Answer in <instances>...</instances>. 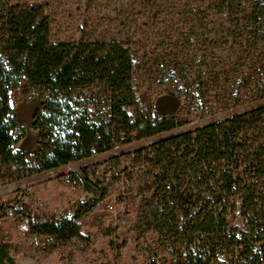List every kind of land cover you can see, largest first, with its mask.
<instances>
[{
  "label": "trees",
  "instance_id": "16d2710c",
  "mask_svg": "<svg viewBox=\"0 0 264 264\" xmlns=\"http://www.w3.org/2000/svg\"><path fill=\"white\" fill-rule=\"evenodd\" d=\"M105 1L123 5V12L114 14L113 19L108 15L106 22L83 16L77 36L54 39L46 2L0 0V186L145 140L181 124L152 115L153 100L149 99L167 90L138 83L141 44L150 47L153 62L167 61L164 75L169 79L168 89L176 96L179 91L190 92L191 73L207 74L211 83L238 75L243 47L259 57L258 65L264 62V0ZM256 70L259 72L253 68ZM22 82L36 89L42 100L32 115L38 138L33 153L14 147L22 132L16 134L18 124L10 96ZM173 82L175 88H170ZM256 92L264 95V86ZM145 104L147 108H143ZM263 114L264 106L257 107L204 129L211 131L218 126L224 132L223 144L237 130H243L252 138L249 147L264 155V146L256 140L264 136ZM188 134L181 136L192 138ZM179 137L153 143L152 160L144 157L146 148L122 152L92 166L91 179L85 168L70 174L69 181L75 188L81 184L88 190L93 188L103 199L121 191V175L127 174L131 194L121 196L119 203L132 198L138 202V233L152 230L169 264H206L204 259L192 258L186 249L191 227L179 224L171 199L157 201L156 192L150 198L143 195L152 188L157 190L164 177L194 165L170 155ZM128 161L137 169L129 172ZM141 163H147L142 172ZM105 166L108 170L98 177L95 170ZM23 195L18 192L11 205L5 202L0 206V220L11 216L21 226L22 240L14 254L37 258L39 264L72 263L77 252L72 246L89 244L78 221L93 204L80 203L68 217H42L23 202ZM7 263L13 260L0 247V264Z\"/></svg>",
  "mask_w": 264,
  "mask_h": 264
},
{
  "label": "rangeland",
  "instance_id": "374dc122",
  "mask_svg": "<svg viewBox=\"0 0 264 264\" xmlns=\"http://www.w3.org/2000/svg\"><path fill=\"white\" fill-rule=\"evenodd\" d=\"M43 1L48 4L54 39L77 36L78 26L83 16L91 15L92 18H101L102 22H106L104 19H107L108 15L113 19L114 14L123 12L124 8L123 5L105 0H90L87 3L89 6L86 5L88 7L85 6L86 0ZM103 14L105 17H102ZM149 48L147 44L139 46L138 83L146 82L152 88L158 86L167 90L155 97L152 95L149 99L153 100L152 115L159 118H172L181 123L169 131L150 137L149 141L190 128L222 122L232 116L264 106V95L261 92L258 95L256 92L264 86V62L258 65L259 57L250 54L247 48L243 47L245 51L240 59L242 66L239 68L238 75L232 76L229 80L211 83L209 76L203 73L204 69L201 70L202 75L191 73L190 76L194 77L190 82L192 85L189 88L190 92L179 91L177 96L168 89L169 79H166L164 75V64L167 61L165 60L164 64L161 60H158L159 64L156 60L153 62ZM200 48L204 50L205 46L200 44ZM253 68L259 69V72L257 70L253 72ZM194 80L197 81L194 82ZM201 84H203L202 87H200ZM180 87H183V83ZM170 88H175L174 82ZM199 88L204 89L203 93ZM236 89L238 93L235 92ZM230 92L234 93L233 97L229 96ZM10 101L18 124L16 134L22 132V137L18 139L14 147L27 153H33L37 148L38 138L37 131L32 126V115L42 101L39 92L28 83L22 82L16 90L12 91ZM143 108H147V104ZM146 141L137 140L114 148L109 153L96 154L59 168L1 185L0 206L5 202H10L11 205L15 194L23 192V202L33 206L42 217L58 215L68 217L77 208V205L70 202V198L76 192L80 201L93 204V209L85 213L78 221L80 232L89 244L83 248L78 245L72 246L77 252L73 254V262L70 264H147L146 259L152 252L151 248H154L156 244V234L150 229H144L140 234L136 230L138 202L135 201L131 205L129 203L116 204V210L109 212L103 206V202L108 197L100 199V195L93 188L88 190L82 184L80 187L76 186L77 189L73 192L69 181L70 174L80 173L85 168L89 169L91 179L92 166L104 162L108 155L132 152ZM20 227L14 217L1 219L0 247L5 248L8 257L13 260L12 264H39L37 258L14 254V250L22 240L19 235ZM9 237H11L10 240ZM168 262L167 260L165 264H169ZM152 264L162 263L158 259Z\"/></svg>",
  "mask_w": 264,
  "mask_h": 264
},
{
  "label": "built area",
  "instance_id": "2783aa9c",
  "mask_svg": "<svg viewBox=\"0 0 264 264\" xmlns=\"http://www.w3.org/2000/svg\"><path fill=\"white\" fill-rule=\"evenodd\" d=\"M216 127L211 130L214 136L201 126L153 141L144 140L146 143L138 149L146 148L143 155L152 160L155 156L153 143L180 135L169 153L194 165L186 171L164 177L157 190L152 188L143 192L141 185L136 189L146 194V198L156 192L157 201L171 199L179 224L191 227L186 249L192 258L204 259L206 264H264V155L249 147L252 140L249 133L237 130L223 144L224 132ZM187 132L192 138L181 136ZM256 140L264 146V136ZM147 163L140 164V172ZM126 166L129 172L136 168L131 161ZM106 170L108 166L96 169L95 173L101 177ZM129 184V176L122 174L121 191L112 193L103 202L106 210L114 212L116 204H120V197L131 194ZM72 189L74 192L77 188ZM75 193L70 202L78 206L83 202ZM135 201L132 198L128 203L131 205ZM151 249L147 264L158 259L162 264L167 262L157 236Z\"/></svg>",
  "mask_w": 264,
  "mask_h": 264
},
{
  "label": "crops",
  "instance_id": "0c3cea01",
  "mask_svg": "<svg viewBox=\"0 0 264 264\" xmlns=\"http://www.w3.org/2000/svg\"><path fill=\"white\" fill-rule=\"evenodd\" d=\"M109 152H110V151H108V152H105V153H109ZM105 153H104V154H105ZM102 154H103V153H102ZM97 155H99V154H97ZM94 156H95V155H94ZM108 157H110V155H108Z\"/></svg>",
  "mask_w": 264,
  "mask_h": 264
}]
</instances>
